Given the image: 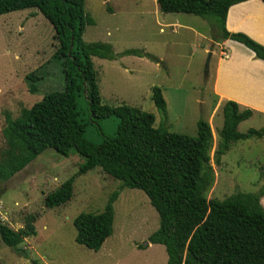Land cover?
I'll use <instances>...</instances> for the list:
<instances>
[{
	"label": "rangeland",
	"instance_id": "obj_1",
	"mask_svg": "<svg viewBox=\"0 0 264 264\" xmlns=\"http://www.w3.org/2000/svg\"><path fill=\"white\" fill-rule=\"evenodd\" d=\"M85 10L95 23L87 25L84 39L110 43L119 54L114 59L93 56L103 102L153 113L156 127L196 136L197 122L209 121L213 109L208 78L211 24L198 15L162 12L157 0H86ZM58 48L53 24L36 7L0 15V153L5 148L7 113L17 118L22 109L64 89L61 60L55 58ZM127 49L146 55L123 54ZM33 72L42 77L35 92L27 78ZM155 86L163 90L166 113L153 100ZM223 122L219 111L212 118L210 153L218 183L207 193L215 200L264 188V137L234 141L220 162L215 161ZM118 123L115 116L102 120L103 132L114 135ZM262 127L259 118H248L238 130ZM87 137L98 143L103 134L92 124ZM83 161L74 150L65 156L48 148L13 177L0 181V223L20 229L29 214H36L38 234L27 237L24 246L31 259L44 264H167L166 247L149 241L160 217L148 195L137 188L121 189L122 181L100 167L75 177L74 195L65 205L46 207V196L74 176ZM116 190L120 194L114 203L113 234L98 251L78 243L74 219L80 213L101 212ZM31 259L0 236V264H32Z\"/></svg>",
	"mask_w": 264,
	"mask_h": 264
},
{
	"label": "trees",
	"instance_id": "obj_2",
	"mask_svg": "<svg viewBox=\"0 0 264 264\" xmlns=\"http://www.w3.org/2000/svg\"><path fill=\"white\" fill-rule=\"evenodd\" d=\"M157 1L162 12L203 17L212 26L215 41H239L264 60V45L226 27L230 7L246 0ZM85 3L86 0H0V15L36 7L53 24L59 41L55 58L61 60L65 83L64 89L54 90L31 108L22 109L17 118L7 113L0 181L13 177L48 148L65 156L74 150L84 161L74 176L46 196V207L65 205L74 195L75 177L100 167L122 181L121 189L137 188L148 195L160 217V226L149 241L166 247L167 264H264V188L258 192L240 191L224 200L208 198L216 179L210 154L214 134L209 121L199 120L197 135L192 136L156 127L153 113L103 102L93 56L114 59L119 54L110 43L84 39L87 25L95 23ZM123 54L146 55L139 49H127ZM27 78L30 90L35 92L42 77L33 72ZM153 100L166 113L167 101L161 87L153 88ZM252 115L251 109H241L236 101L225 102L222 140L214 154L217 163L234 141L264 137V127L238 130L239 124ZM113 116L119 118V123L116 133L108 136L101 121ZM92 124L101 130V142L87 137ZM119 194L114 191L101 212L80 213L74 219L78 243L96 251L101 249L114 231V203ZM36 221L37 215L29 214L20 229L0 223L3 242L31 259L24 241L38 234ZM31 261L44 264L38 259Z\"/></svg>",
	"mask_w": 264,
	"mask_h": 264
},
{
	"label": "crops",
	"instance_id": "obj_3",
	"mask_svg": "<svg viewBox=\"0 0 264 264\" xmlns=\"http://www.w3.org/2000/svg\"><path fill=\"white\" fill-rule=\"evenodd\" d=\"M226 27L230 32L246 33L264 45V0H246L231 6ZM210 40L212 66L208 78L213 91L211 126L213 116L219 111L223 113V106L228 100L236 101L241 109H251L253 115L250 118H259L264 123V60L239 41ZM200 102L203 100L200 99ZM217 183L215 180V185ZM261 203L264 206V195Z\"/></svg>",
	"mask_w": 264,
	"mask_h": 264
},
{
	"label": "water",
	"instance_id": "obj_4",
	"mask_svg": "<svg viewBox=\"0 0 264 264\" xmlns=\"http://www.w3.org/2000/svg\"><path fill=\"white\" fill-rule=\"evenodd\" d=\"M211 55H212V53H210V57H211ZM209 62H210V58L208 59V64H207V66H209Z\"/></svg>",
	"mask_w": 264,
	"mask_h": 264
}]
</instances>
